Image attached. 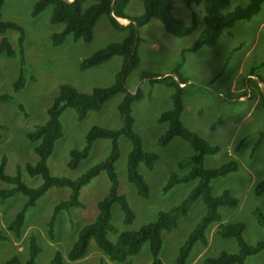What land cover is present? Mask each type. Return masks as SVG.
I'll list each match as a JSON object with an SVG mask.
<instances>
[{
	"label": "rangeland",
	"instance_id": "obj_1",
	"mask_svg": "<svg viewBox=\"0 0 264 264\" xmlns=\"http://www.w3.org/2000/svg\"><path fill=\"white\" fill-rule=\"evenodd\" d=\"M37 0H5L2 6V18L19 24L24 32L22 56L24 61L25 84L22 89L13 92L12 83L19 75L20 49L16 30H7L5 35L12 44L13 56L0 55V93H9L13 99L0 104V122L5 126L0 139V160L6 157L4 171L16 174L21 166V178L30 186L41 183L40 176L31 177L23 169L26 163H34L37 155L33 151L34 143L26 133L48 119L47 110L57 95L59 86L68 83L77 90L90 93L94 87L110 85L120 70L123 58L114 56L101 65L82 70L81 60L92 52L111 42H120L126 31L115 29L106 16L97 21L94 37L90 42L73 40L70 35L58 46L51 42V34L62 29L60 23H51V7L33 15L32 9ZM249 0H232L226 10L236 5H245ZM199 12L197 28L189 35L175 37L165 31L162 23L153 19L139 29L137 52L140 64L126 79V87L135 91L140 86L145 97L134 103L135 130L140 134L143 147L154 151L158 157L151 168L139 164V171L149 186V196L143 198L126 179L127 154L131 149L130 141L120 137L121 156L116 168L119 177V192L125 193L134 210L132 223H123V214L118 204L112 208L113 224L119 230L137 229L154 220L158 212L179 204L189 193L196 181L180 183L164 193L162 188L171 172H185L191 168L185 161L194 150L180 137L173 138L166 146H159L158 137L166 128L159 123V114L171 106L169 95L171 88L162 84L151 85L140 80L142 71L167 73L181 61V50L191 45L204 28L202 6L195 5ZM143 11L141 0H129L125 12L130 16L140 15ZM175 17L189 22L190 12L183 0H177L173 9ZM127 20V19H126ZM121 23H128V20ZM121 21V20H119ZM264 3L261 10L251 20L238 21L228 32L220 35L215 46L202 47L197 51L184 54L180 72L190 81L206 86L205 91L184 95L182 121L186 126L198 132L207 142L218 145L220 150L205 156L204 166L215 167L235 159L239 169L224 177L211 181L212 193L221 194L229 190L238 198L234 207L222 206L220 213L224 223L242 221L245 224L243 236L249 244L264 240V226L259 224L255 209L264 214V193H255L256 184L264 176V136L253 149L260 131H264ZM254 71L252 72V69ZM122 94L109 99L103 107L90 110L83 120L77 118L73 108H67L60 116L63 135L59 138L48 158L51 174L76 178L98 161L108 156L110 140L101 138L95 141L89 155L82 159L75 169L68 166L70 150L82 148L85 136L93 125L107 128L121 124L118 103ZM23 107L20 109L18 105ZM221 119V121H219ZM214 126V127H213ZM7 184L0 180V188ZM109 179L101 172L85 185L80 194L82 207H72L58 213L55 223V239L47 234V222L53 206L67 198V187H52L26 213V223L19 239L6 230L8 222L20 208L24 196L20 193L0 200V231L7 238L0 239V264L18 254L24 263L28 253V236L34 232L41 248L35 264H51L56 250H60L67 264H147L151 260L148 243L138 254L126 263L112 262L95 247L91 241L85 257L71 261L67 253L76 239L79 229L91 222L97 214V202L108 191ZM204 212L201 199L191 204L185 216L178 218V225L171 232H163L164 243L160 252L163 264H176L178 248L188 232L193 228ZM216 225L208 230V244H196L186 264H204L205 257L215 256L221 250L235 252L238 244L233 238H220L215 233ZM115 241L116 236L110 233ZM1 238V237H0ZM245 264H264V251L248 256Z\"/></svg>",
	"mask_w": 264,
	"mask_h": 264
},
{
	"label": "trees",
	"instance_id": "obj_2",
	"mask_svg": "<svg viewBox=\"0 0 264 264\" xmlns=\"http://www.w3.org/2000/svg\"><path fill=\"white\" fill-rule=\"evenodd\" d=\"M143 11L140 15L130 16L125 12L129 0H37L33 6L32 14H38L47 7H51V23H60L62 29L51 34L53 45H61L68 35L73 40L90 42L94 37V28L102 16H106L109 23L118 30L126 31V36L120 42H111L90 55L84 57L79 67L82 70L93 66L101 65L114 56H121L123 62L120 70L115 74L110 85L94 87L90 93L77 90L74 86L64 83L59 86L57 95L47 110L48 119L38 124L33 130L26 133L27 138L34 143L33 151L37 155L34 163H26L23 169L31 177L40 176L42 181L37 186H30L21 178V166H17L16 174H8L4 171L6 157L0 160V180L7 184L0 188V200L4 201L13 195L20 193L24 196L20 208L8 222L6 230L12 236L19 239L23 234L26 223V213L31 207L37 205V201L52 187H67L69 193L67 198L58 201L52 208L50 218L47 222V234L50 239H55V223L58 213L62 210H69L72 207H82L80 200L82 188L91 179L105 172L109 179V187L106 194L97 202V214L95 218L83 225L71 245L67 257L71 261L86 256L92 241L95 247L112 262L126 263L139 253L145 243L149 245L151 260L147 264H163L160 252L163 247V232H171L178 225V218L185 216L191 204L201 199L204 205V212L199 220L188 232L184 241L178 248L176 264H186L196 244H208V230L216 225L215 233L220 238H233L238 244V250L228 252L221 250L215 256H208L204 264H245L248 256L264 251V240L255 244H249L244 236V222L235 221L224 223L220 207H234L238 204V198L233 196L229 190H223L221 194L212 193L211 181L217 177H224L230 172L239 169L235 159H229L218 166L207 168L204 166L206 155L219 152L218 145H212L201 137L198 132L189 128L182 121L184 111V95L194 92L205 91L206 86L190 81L180 72L183 65L184 54L187 51H197L202 47L215 46L220 35L228 32L238 21L251 20L262 8L264 0H249L245 5H236L231 10H226L232 0H183L190 12L189 22L177 18L173 9L177 0H141ZM5 0H0V55L13 56L15 50L6 37L7 30H16L19 33L18 42L20 49V70L19 75L12 83L13 92L23 88L25 76L23 71L24 61L22 56V43L24 32L22 27L14 21L2 18V6ZM195 5L202 6V20L204 28L199 32L195 41L181 50V61L173 70L167 73L142 71L140 80H147L151 85L162 84L171 88L169 98L171 106L163 110L157 121L166 123V130L159 135V146H166L173 138L180 137L187 141L193 148V154L180 161L178 166L182 168L186 163H191V168L185 172H171L162 188L164 193L180 183L196 181L186 197L177 205L167 210L158 212L157 217L137 229L119 230L113 224L112 208L118 204L122 214L123 223L129 225L135 218V213L125 193L119 192V177L116 163L121 156L120 137L124 136L131 143V149L126 160V179L132 184L139 196H149V186L139 171V164L143 163L151 168L158 155L154 151L146 150L140 134L135 130V117L133 105L145 97L140 86L135 91L126 87L127 77L138 68L140 57L137 52L139 42V29L152 19H158L166 32L175 37H184L191 34L198 26L199 12ZM125 18L128 23H121L119 20ZM264 64V60L259 66ZM252 69V72L254 71ZM117 94H122L117 109L121 124L118 127L107 128L100 125H93L85 136V144L82 148L70 150L68 166L75 169L79 162L86 158L95 141L101 138L110 140V152L107 157L98 161L76 178L53 175L48 166V158L53 152L56 141L63 135V126L60 121L61 114L67 108H73L77 118L83 120L90 110H100L103 105ZM13 95L0 93V104L9 102ZM21 109L23 106L18 105ZM221 121V119H219ZM214 127V126H213ZM5 126L0 122V139ZM264 131H260L255 140L253 149L261 142ZM255 193H264V176L256 184ZM255 215L259 224L264 226V214L259 208L255 209ZM112 233L116 236L115 241L109 238ZM0 239L7 236L0 231ZM37 235L32 232L28 236V253L24 263L18 254H13L8 264H35L41 248L37 242ZM51 264H67L60 250H56L51 258Z\"/></svg>",
	"mask_w": 264,
	"mask_h": 264
},
{
	"label": "crops",
	"instance_id": "obj_3",
	"mask_svg": "<svg viewBox=\"0 0 264 264\" xmlns=\"http://www.w3.org/2000/svg\"><path fill=\"white\" fill-rule=\"evenodd\" d=\"M124 19H125V18H124ZM118 20H120V19L118 18ZM125 20H126V19H125ZM152 20H153V19H152ZM152 20H151V21H152ZM157 20H158V19H157ZM151 21H149V22H151ZM120 22H124V21H120ZM124 24H126V23H124Z\"/></svg>",
	"mask_w": 264,
	"mask_h": 264
},
{
	"label": "bare ground",
	"instance_id": "obj_4",
	"mask_svg": "<svg viewBox=\"0 0 264 264\" xmlns=\"http://www.w3.org/2000/svg\"><path fill=\"white\" fill-rule=\"evenodd\" d=\"M120 20L123 21V20H125V19H124V18H121ZM126 21H127V20H126Z\"/></svg>",
	"mask_w": 264,
	"mask_h": 264
}]
</instances>
